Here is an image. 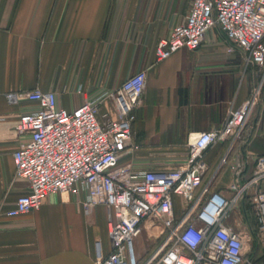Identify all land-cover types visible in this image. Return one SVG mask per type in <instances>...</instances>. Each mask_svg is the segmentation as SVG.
<instances>
[{
	"label": "crops",
	"instance_id": "0c3cea01",
	"mask_svg": "<svg viewBox=\"0 0 264 264\" xmlns=\"http://www.w3.org/2000/svg\"><path fill=\"white\" fill-rule=\"evenodd\" d=\"M191 0H0V264H95V243L110 251L107 208L84 212L83 192L48 196L38 211L7 217L28 185L15 178L13 153L29 134L17 133L19 118L36 109L6 94L38 89L55 95L66 110L115 90L139 70L146 84L132 126L133 147L117 165L165 172L185 163L191 134L221 129L231 109L254 91L241 53L226 52L228 41L213 28L195 51L180 50L155 63L154 50L182 23ZM251 116L234 143L230 139L204 153L208 166L202 187L233 194L264 158V106ZM255 114V112L253 111ZM116 117L110 100L99 116ZM256 115V114H255ZM253 117V118H252ZM241 203L226 221L248 229L249 207ZM176 215L181 198L173 197ZM242 222L243 224L241 225ZM239 223V225H237ZM241 226V227H240ZM244 226V227H243Z\"/></svg>",
	"mask_w": 264,
	"mask_h": 264
},
{
	"label": "built area",
	"instance_id": "2783aa9c",
	"mask_svg": "<svg viewBox=\"0 0 264 264\" xmlns=\"http://www.w3.org/2000/svg\"><path fill=\"white\" fill-rule=\"evenodd\" d=\"M213 28L224 34L228 54L241 53L247 68H264V0H191L184 21L157 43L155 63L183 49L197 50ZM145 84L146 70H139L115 90L70 111L59 107L51 92L6 94L9 102L27 100L36 109L15 126L17 133L29 134L13 153L15 178L27 183L28 192L5 215L38 211L50 195L83 192L86 214L99 205L107 208L111 251L104 256L96 242L95 264H264V254L258 262L255 252L246 254L247 237L264 249V158L257 159L246 182L232 186L230 197L208 191L213 177L202 187L208 170L205 151L215 143L238 140L258 102L256 92L229 111L221 129L191 134L182 166L136 171L117 162L133 147L132 126ZM104 100L111 101L114 119L106 114L98 118ZM174 196L181 198L179 215ZM241 203H248L254 227L226 224ZM155 229L154 246L138 251L136 239L145 233L149 240Z\"/></svg>",
	"mask_w": 264,
	"mask_h": 264
},
{
	"label": "rangeland",
	"instance_id": "374dc122",
	"mask_svg": "<svg viewBox=\"0 0 264 264\" xmlns=\"http://www.w3.org/2000/svg\"><path fill=\"white\" fill-rule=\"evenodd\" d=\"M249 80H250L251 86H253V89L256 92L257 97H258L257 98L258 102H257L255 109H254L255 114L256 113L258 114L257 109L259 107L264 106V68H254L253 77L252 78L250 77ZM255 114L253 113V116H256ZM258 117H259V114H258ZM258 117H257V120H258ZM257 120H251L249 125H251L252 123H254L253 121H255V126H256V124L258 123ZM248 123H249V121H248ZM247 126H248V124H246L245 128ZM240 223H241V225L243 224L242 222H240ZM249 223L253 227V222L250 221ZM158 231H159V229H155L154 232L151 233V236L149 238L150 241L147 239V236L145 233L141 234V236L136 239V243H135L138 251L143 250V248H144V250H147L148 248L153 247L154 246L153 243H155V237L154 236H156L158 234ZM250 238L251 237H247V244L248 245L246 247V254L248 256L250 254H253V252H255V259L257 260L256 262H258L264 254V249L262 248L261 245L260 246L258 245V247L255 248L256 243L253 242L252 239H250Z\"/></svg>",
	"mask_w": 264,
	"mask_h": 264
},
{
	"label": "trees",
	"instance_id": "16d2710c",
	"mask_svg": "<svg viewBox=\"0 0 264 264\" xmlns=\"http://www.w3.org/2000/svg\"><path fill=\"white\" fill-rule=\"evenodd\" d=\"M258 114H259V113H258ZM258 114L256 113V118H255V120H257ZM249 124H250V123H249ZM251 125L253 126L254 123H252ZM247 127H248V126H247ZM248 213L250 214V217L248 216V218H247L248 224L250 225L249 222L252 221V222H253V227H254V218H253V216H252V214H251L250 209H249ZM250 226H251V225H250Z\"/></svg>",
	"mask_w": 264,
	"mask_h": 264
}]
</instances>
